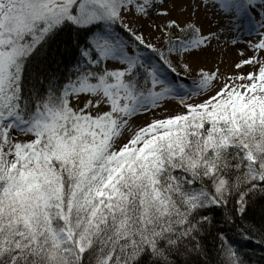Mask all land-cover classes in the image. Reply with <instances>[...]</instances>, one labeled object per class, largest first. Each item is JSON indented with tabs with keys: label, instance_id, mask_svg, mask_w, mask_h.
Here are the masks:
<instances>
[{
	"label": "snow or ice",
	"instance_id": "obj_1",
	"mask_svg": "<svg viewBox=\"0 0 264 264\" xmlns=\"http://www.w3.org/2000/svg\"><path fill=\"white\" fill-rule=\"evenodd\" d=\"M258 200L264 0H0V264H248Z\"/></svg>",
	"mask_w": 264,
	"mask_h": 264
},
{
	"label": "trees",
	"instance_id": "obj_2",
	"mask_svg": "<svg viewBox=\"0 0 264 264\" xmlns=\"http://www.w3.org/2000/svg\"><path fill=\"white\" fill-rule=\"evenodd\" d=\"M264 208V201H257L253 203L250 207L249 211V226L251 225L252 221L259 225L261 220V210ZM230 238L233 237V234H229ZM236 239H239L236 237ZM211 242L209 241V244ZM243 251L246 254L245 259L248 261V264H264V245H260L256 242H244L240 241Z\"/></svg>",
	"mask_w": 264,
	"mask_h": 264
},
{
	"label": "rangeland",
	"instance_id": "obj_3",
	"mask_svg": "<svg viewBox=\"0 0 264 264\" xmlns=\"http://www.w3.org/2000/svg\"><path fill=\"white\" fill-rule=\"evenodd\" d=\"M236 53H235V49L229 47V50L225 52L224 54V59L226 61H230L231 59H233L235 57ZM209 67L211 66V64L208 65Z\"/></svg>",
	"mask_w": 264,
	"mask_h": 264
}]
</instances>
